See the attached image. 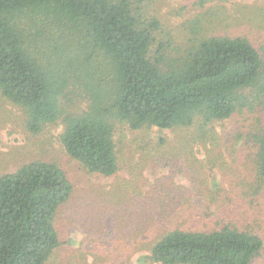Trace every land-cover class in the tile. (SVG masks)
<instances>
[{
	"label": "trees",
	"instance_id": "1",
	"mask_svg": "<svg viewBox=\"0 0 264 264\" xmlns=\"http://www.w3.org/2000/svg\"><path fill=\"white\" fill-rule=\"evenodd\" d=\"M163 1L0 0V97L19 108L28 133L62 126L67 155L104 177L125 165L119 130L136 134L140 163L158 159L172 171L182 154L194 161L197 145L211 167L226 168L228 141L237 186L219 187L199 206L187 189L162 180L146 196L155 206L115 212L127 223L109 257L112 264L139 252L149 264H252L264 258V2L237 17L221 5L205 8V0L163 14ZM189 9L200 11L187 18ZM170 17L185 19L167 24ZM228 120L236 121L231 131L219 130ZM129 184L136 186L119 184L123 193ZM113 191L107 205L121 206ZM85 199L55 162L30 160L3 172L0 264H63L53 258L61 248L71 252L61 234L64 210ZM122 199V206L135 202ZM145 209L156 233L137 223ZM73 252L92 260L85 248Z\"/></svg>",
	"mask_w": 264,
	"mask_h": 264
},
{
	"label": "rangeland",
	"instance_id": "2",
	"mask_svg": "<svg viewBox=\"0 0 264 264\" xmlns=\"http://www.w3.org/2000/svg\"><path fill=\"white\" fill-rule=\"evenodd\" d=\"M189 2L190 0H164L158 7L163 14H167L173 7L178 8L180 5L183 6ZM262 2L264 0H205L204 7L221 5L225 11L228 10L237 17H240V12L243 13L247 9V6H253ZM199 11L198 9H189L184 12V15L190 18L199 13ZM184 19L170 17L166 20V23L177 24ZM102 68L104 69V67ZM22 123V112L19 108L2 100L0 97V175L6 170L15 169L27 161L44 159L59 164L68 174L76 188L77 199L86 198L80 208L77 205H72L71 208L67 207L64 210L61 219V234L71 252L66 251L64 248L57 250L53 263L55 260L62 258L59 261L64 264L63 257L65 256L66 259L69 252L70 257L66 263L73 264L77 262L78 264H87L88 262L80 256L81 252L76 254L73 252L80 248H85L86 251H89L88 255L92 259L88 260L89 264L114 263L111 257L114 245L120 242L118 231H124L127 223L126 218H123L122 215H117L116 217L115 212H120L121 214V211H123L124 214L132 216L134 205L137 202L155 206V200L149 201L146 199V196L151 194L153 190H157L155 187L162 180L172 179L174 189L179 187L187 189L194 202L199 206H204L210 202V194L216 192L219 187L226 189V193L230 192L233 189L232 187L237 186L236 182L239 180L233 157L231 156V152L228 151V141H226V149H223L224 157L226 156V159H224L227 163L226 168L211 167L208 163L206 150L203 146L197 145L194 148V161L189 162L187 156L182 154L178 162L179 169L172 171V166H168L165 163L162 164L158 159L140 163L142 162L140 159L141 154H133L132 152L134 151L132 142L136 134L133 135L132 132L126 129L119 130L116 136L117 144L124 158L125 165L117 174L104 177L100 174L89 172L80 163L67 155L60 142V134L63 131L62 126H50L42 133L33 135L25 131ZM234 124H236L235 120H228L223 126H218V129L229 133ZM151 133L155 136L160 134L156 129L152 130ZM161 134L166 137L170 136L173 139L172 141H174L171 132L164 130ZM238 147L239 143L236 142L233 151L237 152ZM123 181L131 183L135 181L136 186L129 184L130 187H127L126 193H123L122 186L119 185ZM113 187L115 188L113 193L121 200V206L119 201L116 204L107 205V191ZM105 190L106 192H104ZM136 192L138 195L135 198ZM123 195H127L130 201L135 200V202L132 201V203H126L122 206ZM124 201L127 202L126 199ZM74 203L77 202L75 201ZM261 204L264 208V203L261 202ZM108 209L107 216L103 219L102 230H98L97 228L100 227L99 221L102 222L103 213ZM145 212L137 213L141 216L137 220V223L152 225L150 222H145L147 220H143V217L148 215V209H145ZM155 219L160 221L161 217H155ZM157 228L155 225H152L151 229L153 233H156ZM125 233L132 234L133 229L132 231L127 229ZM122 234L123 232H121ZM129 241L133 243L136 241V238ZM95 243L105 245L106 248H98V245ZM109 254H111V257H109ZM144 257L145 255L139 252L129 262H126L125 259L122 262L123 264H149ZM252 264H264V258L262 256L256 257Z\"/></svg>",
	"mask_w": 264,
	"mask_h": 264
}]
</instances>
